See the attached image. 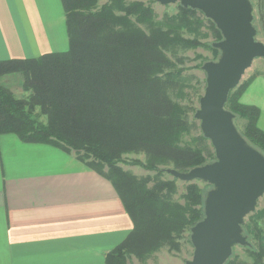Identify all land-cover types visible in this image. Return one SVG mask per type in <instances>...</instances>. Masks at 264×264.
Wrapping results in <instances>:
<instances>
[{
    "label": "trees",
    "instance_id": "obj_1",
    "mask_svg": "<svg viewBox=\"0 0 264 264\" xmlns=\"http://www.w3.org/2000/svg\"><path fill=\"white\" fill-rule=\"evenodd\" d=\"M124 1L106 0L97 6L98 0H62L69 35L67 50L0 60V77L21 74L24 91L23 96H17L0 83V134L12 133L25 142L74 151L82 161V155L91 156L88 165L108 167L106 176L133 228L106 253L105 264H125L129 255L141 257L160 246L174 247L180 233L203 217L205 188L192 182L182 205L172 201L175 184L161 179L159 167L171 164L185 171L215 158L205 145L177 143V130L185 125L177 106L169 103L175 77L159 74L170 64L164 59L169 46L194 44L182 37L181 31L180 35L174 32L178 24L183 23L184 31L204 24L201 15L216 40L222 37L220 31L201 11L180 3L177 15L165 16L171 24L165 22L168 26L162 28L150 4L125 5ZM209 48L216 59L219 50L212 45ZM238 86L229 91L225 107L246 118L243 135L264 154V131L256 125L258 108L238 102L244 89ZM199 138L207 139L202 133ZM138 149L146 154L145 169L152 171L140 178L117 165L123 153ZM151 179L154 182L149 185ZM248 215L242 227L250 241L244 246L249 259L235 254L234 246L224 264H264V230L259 223L264 221V207Z\"/></svg>",
    "mask_w": 264,
    "mask_h": 264
},
{
    "label": "crops",
    "instance_id": "obj_2",
    "mask_svg": "<svg viewBox=\"0 0 264 264\" xmlns=\"http://www.w3.org/2000/svg\"><path fill=\"white\" fill-rule=\"evenodd\" d=\"M64 18L61 0H0V60L67 49ZM255 73L244 95L264 130ZM131 228L114 186L72 152L0 134V264H104Z\"/></svg>",
    "mask_w": 264,
    "mask_h": 264
},
{
    "label": "water",
    "instance_id": "obj_3",
    "mask_svg": "<svg viewBox=\"0 0 264 264\" xmlns=\"http://www.w3.org/2000/svg\"><path fill=\"white\" fill-rule=\"evenodd\" d=\"M155 1L201 11L222 36L211 43L219 50L218 57L201 65L205 88L193 114L215 158L185 171L170 167L164 171L180 180L209 184L203 198L204 215L189 228L193 253L184 264H224L234 246L250 245L242 225L264 195V154L241 134L235 114L225 103L253 59L264 58V42L256 39L250 0Z\"/></svg>",
    "mask_w": 264,
    "mask_h": 264
},
{
    "label": "rangeland",
    "instance_id": "obj_4",
    "mask_svg": "<svg viewBox=\"0 0 264 264\" xmlns=\"http://www.w3.org/2000/svg\"><path fill=\"white\" fill-rule=\"evenodd\" d=\"M250 1L252 2L253 5V16H254L253 24L257 29L256 39L264 42V0H250ZM105 2L106 0H98L97 6H100V4H103ZM133 2H140L145 7H147L150 4L149 6L150 9L153 11L152 14L154 16V19L158 21L157 23L160 24L162 28H166L168 26L167 23L171 24V20L165 16H171L172 14L177 15L179 10L177 3L161 4L155 0H125L124 4L127 5ZM183 13L184 12H182V14ZM163 17L166 18L165 21L162 20ZM200 17L199 18L204 21V24L198 23L199 25H192V28L186 31L181 29L183 23H181L180 25L178 24L176 26L174 32L180 35L179 32L181 31L182 33L181 36L186 38L187 40H192L194 44L188 47H184L183 44H179V43H176L173 46H169L166 50H170V51L166 52V57L164 59L166 62L170 63L169 64L170 67L169 65H167V67H164V69L162 70L161 74H159V76L163 77V75L170 73L172 76L175 77L176 88L175 89L171 88L169 90V94H170L169 103L171 104V106H173V104L177 106L176 109L178 110L177 111L178 115L182 116L183 123L185 125L183 128L180 127L177 130L178 131L177 143L181 146H183V144L187 145V147L189 146L197 147V145L198 146L205 145L206 149L213 152L214 154V150L210 141L208 139L203 141L200 140L199 136L201 134V130L199 127V121L193 117L195 109L199 106V98L203 94L205 88V72L204 70L201 69V65L203 64L204 61L215 59V56L213 55V52L209 48V46L213 41H216V38L213 36V34H211V31L209 30V27L206 25L207 23L205 22L204 18H202L201 15ZM187 18L191 19V16L190 18L189 16ZM64 20H65V32L63 33V38L67 39L68 41V47H67L68 49L69 35H68L66 17L64 18ZM67 49L60 51H65ZM166 50H164L163 53H165ZM40 55L41 54L33 57H38ZM263 64H264V59L254 60L252 65L244 72L238 84L239 85L238 88L241 87L244 88L242 92L239 94L238 102L243 105H250L258 108L256 125L262 131L264 130L260 128L258 124L261 109L259 108V106L255 104L247 103L244 92L247 90V87L249 86L253 77L257 75L255 72L261 71L262 73H264ZM173 66H175V68H179L180 72L177 73L173 69L174 68ZM21 81H22V75L19 73L6 74L0 77V83L4 84L17 96H23L24 94V91L21 88ZM234 123L237 126L238 130L243 135L245 131L246 118L241 116H236L235 114ZM70 152H72L76 156V158L81 162H83L87 167L95 170L99 175L107 179L112 184V181L106 176V173L108 172V167L106 165L99 164L100 168H93L92 166L87 164L91 160L92 158L91 156L88 157L86 155H82L84 156L83 158L84 160L82 161L77 157V154L74 151H70ZM204 154L206 155V153ZM145 158H146L145 152L142 151V149H138V151L123 153L120 158L121 160L118 161L117 165H120L125 171L131 172L132 174L140 178V177H144L145 175L152 174V171H148L145 169L146 167ZM167 167L174 168L171 164H169V165L160 166L159 169L161 168L163 171L162 172L163 175H161L162 180L164 179L172 180L173 184H175L174 191L172 193V198H173L172 201H177L179 204L182 205V203L185 202V198H186L185 196L187 192L186 188L188 185H191L192 182H196L198 186H200L202 189L205 188V191L209 188V184L203 180L184 181L175 178L169 173L164 171V168ZM152 182H154V179H151L149 185H151ZM263 207H264V195L261 198H259L257 207L254 212H256L258 209H261ZM187 213L188 211L185 212V214ZM248 216L249 215L245 217L244 222L248 221L249 219ZM131 222L133 228L132 219ZM259 223L262 229L264 230L263 228L264 221L259 220ZM180 234L181 235H179L176 239L178 245L176 244L172 248H168L167 246H160L157 250L149 254L142 255L141 257L135 255H131V256L129 255L125 260V264H184L185 260L190 259L192 257L193 245L189 240V230H186L183 233L181 232ZM251 241L254 242V238H252ZM234 253L239 255L240 257L249 259V257L245 254L244 246L236 245L234 247ZM104 264H105V259H104Z\"/></svg>",
    "mask_w": 264,
    "mask_h": 264
},
{
    "label": "bare ground",
    "instance_id": "obj_5",
    "mask_svg": "<svg viewBox=\"0 0 264 264\" xmlns=\"http://www.w3.org/2000/svg\"><path fill=\"white\" fill-rule=\"evenodd\" d=\"M254 59H255V58H254ZM254 59H253V60H254ZM252 62H253V61H252ZM238 84H239V83H238ZM234 88H235V87H234Z\"/></svg>",
    "mask_w": 264,
    "mask_h": 264
}]
</instances>
